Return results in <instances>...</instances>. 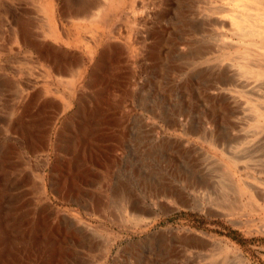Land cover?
<instances>
[{
  "label": "rangeland",
  "instance_id": "rangeland-1",
  "mask_svg": "<svg viewBox=\"0 0 264 264\" xmlns=\"http://www.w3.org/2000/svg\"><path fill=\"white\" fill-rule=\"evenodd\" d=\"M69 1L0 0V264H264V5Z\"/></svg>",
  "mask_w": 264,
  "mask_h": 264
},
{
  "label": "bare ground",
  "instance_id": "bare-ground-1",
  "mask_svg": "<svg viewBox=\"0 0 264 264\" xmlns=\"http://www.w3.org/2000/svg\"><path fill=\"white\" fill-rule=\"evenodd\" d=\"M71 1V0H70ZM68 2V4L70 5L69 6V9H71V12L73 13V15L74 16H76V17H90L91 15H95L94 13L92 14V13H90V12H92L91 11V9H92V7L93 8H98V9H100V11H101V16L103 15V16H107L108 14H109V12H111V10L114 8V4H117L116 2H114V1H112V2H110V4H107L106 6H103L102 4H100L99 2H97L96 4L94 3V5L93 4H86V2H80V1H72V3L71 2ZM84 1V0H83ZM91 1V0H90ZM110 1V0H109ZM116 1V0H115ZM242 2V1H241ZM88 3V2H87ZM107 3V2H106ZM254 3H259V4H262V5H264V0H254ZM245 6V5H244ZM249 6V5H248ZM247 6V7H248ZM249 8V7H248ZM264 8V7H263ZM117 9V8H116ZM256 9V8H255ZM254 9V10H255ZM97 11V10H96ZM263 10H261V12H262ZM257 12V11H256ZM260 12V13H261ZM264 13V12H263ZM72 15V16H73ZM261 15H264V14H261ZM96 16V15H95ZM241 18V17H240ZM243 19V18H242ZM241 19V20H242ZM26 27V26H25ZM262 27H263V25H262ZM54 28V27H53ZM27 29V28H26ZM30 29V28H29ZM20 31V30H19ZM30 31V30H29ZM52 31V30H51ZM259 31V30H258ZM21 32V31H20ZM25 32V31H24ZM244 32V31H243ZM256 32V31H255ZM254 32V33H255ZM31 33V32H30ZM247 33V32H246ZM248 33H250V32H248ZM260 34L261 35H263L264 36V30H260ZM21 35V34H20ZM23 35V34H22ZM24 36V35H23ZM53 36V35H52ZM56 36V35H55ZM55 36H53L52 38H54ZM56 38V37H55ZM31 41V40H30ZM36 43H38V42H36ZM34 44V43H33ZM40 44V43H39ZM35 45L34 44V46H36V48H37V50L39 51V52H41V53H43V51H45L46 50V48L48 47V49H47V51H46V53H50L51 54V51L52 52H54L55 53V55L56 54H58L57 52H55L53 49V47L52 48H50L48 45H46V46H41V45ZM32 45V44H31ZM107 49V48H106ZM27 57L30 59V60H32V58H33V55H32V53L29 51L28 53H27ZM54 57V56H53ZM57 58H58V61H57V66H56V69L57 70H64V71H70L71 72V70L73 71H75V70H78V66H79V63L78 62H75V61H73V60H71L70 58H68V57H63V59L62 60H59V58L60 57H58V56H56ZM62 58V57H61ZM248 66V65H247ZM247 66H245V67H247ZM249 67V66H248ZM252 70V69H251ZM76 72V71H75ZM255 73L257 74V75H260V76H264V69H260V70H256L255 71ZM1 197V196H0ZM1 202V201H0ZM0 206L2 207L3 206V204H1L0 203ZM1 215V214H0Z\"/></svg>",
  "mask_w": 264,
  "mask_h": 264
}]
</instances>
